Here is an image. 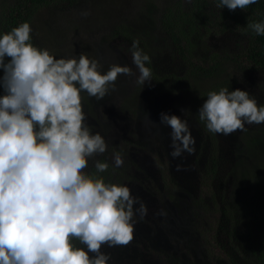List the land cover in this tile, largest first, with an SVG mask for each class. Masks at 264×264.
Returning <instances> with one entry per match:
<instances>
[{"label":"clouds","instance_id":"clouds-1","mask_svg":"<svg viewBox=\"0 0 264 264\" xmlns=\"http://www.w3.org/2000/svg\"><path fill=\"white\" fill-rule=\"evenodd\" d=\"M257 2L219 0L216 7L245 10ZM247 28L264 35V21H248ZM31 32L23 22L0 35V264H108L112 257L102 247L127 246L137 217L143 220L148 209L128 186L105 182L99 174L107 162L95 160V171H87L108 145L87 123L83 94L102 100L120 75H135L143 89L152 82L150 57L133 40L139 74L119 64L102 72L98 60L83 53L56 59L30 42ZM197 113L208 132L224 136L264 123V105L227 87L209 91ZM157 125L171 129L172 158L195 153L187 119L163 112L159 124L145 118L146 127ZM113 162L123 166L121 153Z\"/></svg>","mask_w":264,"mask_h":264},{"label":"trees","instance_id":"trees-1","mask_svg":"<svg viewBox=\"0 0 264 264\" xmlns=\"http://www.w3.org/2000/svg\"><path fill=\"white\" fill-rule=\"evenodd\" d=\"M74 1L76 0H0V35L23 22H29L32 26L37 11L42 7L50 8ZM161 3L157 0H138L135 11L118 19L114 18L110 29H105L101 36L100 51L104 57L110 58V65L114 63L130 66L132 42L139 41V47L150 57V63L146 66L152 69V77L162 82L163 88L147 90L144 86L145 89H142V86L136 84L135 75L127 77L132 88L124 90L126 83L120 85L119 89L123 111L133 116L138 111H148L158 98L174 95L171 88L176 87L182 95L193 101V105L188 104L187 118L192 124V131L189 126L192 136L197 127L200 129V134L195 138L199 143L195 144L194 154L184 153V158L182 156L176 159L170 156L171 151H168V155L166 153L165 158H156L155 150H144L140 144L141 151L136 150L135 153H147L153 164L160 169L161 184H154L153 181L146 183L137 177L139 184L158 202L157 212L153 211L158 217L153 220L155 224L151 217L146 220H139L137 217L133 240L127 246L116 247L114 255L110 254L112 259L108 264H264V123L243 133L236 134L239 132L236 131L224 136L208 132L197 113L207 98V93L215 90L213 81L219 82L216 91L220 85L225 86V77L230 74L229 68L241 71L255 69L263 73L264 78V35H257L247 28L248 21H264V0H258L245 10L235 11H229L227 7L217 8L219 0H178L165 5ZM229 34L239 35L241 42L235 43L234 48L230 49L219 47L221 38ZM30 37L34 46L43 49L31 33ZM114 41L115 44L112 43ZM166 50L173 51L184 62L182 71L177 72L176 68L159 69L154 64V57ZM120 53V56H115ZM108 69L109 67L104 68L102 72ZM133 72L139 74L137 69ZM261 88L264 93L263 85ZM141 90L144 92L142 99L139 96ZM130 93L134 98L125 103L123 99ZM2 94L0 90V95ZM257 98L264 100V94ZM90 99L93 98L83 94V106L86 107ZM165 99H170V96ZM161 113L160 109L159 116ZM169 130L170 128L162 125L161 133L166 150H169L168 145L171 144H165L168 143L165 142V135L168 134L170 138ZM205 142L208 147L203 144ZM222 144L242 146L239 148L241 153H233L229 159L226 182L217 174ZM116 152L128 157L124 155L131 152V149L128 145H122L112 151ZM126 159L128 158L123 160ZM97 160L103 162L101 157ZM182 162L188 170L197 173L201 188L208 190V197L204 198L200 194L197 198L192 196V205L184 198L188 196L177 195L184 191L191 194L189 190L178 186L179 184L174 185L169 176L170 168L173 166L174 172ZM126 166L125 161L122 168ZM202 166L204 169H199ZM87 171L93 172L95 169L89 167ZM121 172L118 167L109 164L107 171L99 175L105 182L120 184L112 176ZM125 173L126 171L121 173V182L135 179V176ZM215 179L222 185L227 184L226 188L221 187L216 192L212 184ZM138 198L145 205L148 203L143 197ZM177 215L180 216L178 222L175 218ZM222 225L225 227L221 228ZM222 231L229 247L218 239ZM235 236L238 244L232 239Z\"/></svg>","mask_w":264,"mask_h":264},{"label":"rangeland","instance_id":"rangeland-1","mask_svg":"<svg viewBox=\"0 0 264 264\" xmlns=\"http://www.w3.org/2000/svg\"><path fill=\"white\" fill-rule=\"evenodd\" d=\"M157 1L162 2L161 5H165L166 3L178 0ZM137 2L138 0H76L71 3L56 5L50 8L42 7L37 11L35 18L33 19L31 34L32 37L43 47V49H49L51 54H53L56 59L73 57L78 58L79 55L83 53L88 55L90 59H97L98 62L104 66L102 67V69H104L109 67L108 65H110L111 61L109 57L106 58L101 54V36H103L105 33V29H110V26L115 21L114 18L118 19L135 11L138 6V4H136ZM108 9H110L109 12ZM150 9L153 10L151 7ZM85 11L88 13L87 16L82 15V13ZM105 22H107V24ZM221 39L222 40L219 43V47L226 49L234 48L235 43L241 42L239 35L236 36L229 34L228 36L222 37ZM112 43L115 44L116 41ZM199 53L202 54L201 51H199ZM117 55L120 56L121 53L116 54L115 56ZM129 64V67H131L133 71L136 70L133 62H130ZM154 64H156L159 69L164 68L169 70L170 68H176L177 72L182 71L181 69L185 67L184 62L173 51L170 52L169 50L162 51L160 54H157L154 57ZM228 72L230 74L227 78L225 77V79H227L225 81V86L220 85L218 91L223 87L229 88V91H234L236 89L247 91L250 93V95L257 99L258 106L264 105V100H262V98H257L258 95L264 94L261 88L262 85L264 87L263 73L255 69L241 71L240 69L233 70L231 68H229ZM127 77L129 76H118L115 91H110L109 94H107L102 100H94V98L90 99L88 105L86 107L83 106V110L87 114V123L91 126L93 133H100L108 145L106 150L107 154L98 155L93 158V160H90L88 168L94 167V162L98 157H101L103 162L114 165V153H112V151L118 147H122V145H128L131 149V152H127L126 155H124L128 157L122 156L123 159L128 158L124 160V162L126 161L127 166L124 169L122 168L123 166L118 167V169H120L122 172L126 171L125 175L135 176V179L129 180L130 182H121L120 180H122L123 177L121 174L122 172L118 175L116 173L113 174L112 178H114L116 181H119L120 184L128 186L131 189L133 195L137 197H143V199L148 200V203L146 204L148 214L144 219L146 220L147 218L151 217V221L153 222L154 218L156 219L158 217L157 215H154L153 212H157L158 202H156L150 196L149 192L143 186H141L138 181L141 179L146 181V183L153 181L154 184H161L162 180L160 177V169L158 166L153 164L152 158L147 155V153L144 154L143 152L142 154H136L135 151H141L140 146L142 145L144 150H155L157 153L156 158H165L166 153L168 155V151H172V149H170L171 147L168 145L169 150H166L163 145L164 137L161 133L162 125H157L156 127H146L145 118L148 116L152 121L159 124L160 116L158 112L160 109L163 113L167 114H172L171 112H173L174 114L172 115H177L181 118L187 119L188 125L192 131V124L187 118L188 114L184 115L185 113L182 110H185L188 113V104L193 105V101L189 97L182 95L176 87H172L171 92L174 95H169L170 99H165L169 96L158 98L150 110L144 112L142 111L140 113L138 111L135 116L132 114H125V111H123L124 108L121 107V95L119 93V89H121L120 85L123 86L126 83L127 84L123 87L124 90L128 91V89L132 88L130 87L131 82H127ZM222 79L223 78H221V80ZM218 83V81H213L212 86L214 87L215 91ZM162 86V82L156 81L152 77L151 84H146L145 88L147 90L150 88L158 89L163 88ZM132 95L133 94L130 93L123 99V101L125 103L130 102L131 99L134 98ZM139 96L141 99L144 97L143 90L140 91ZM139 96H137V100ZM173 103L175 105H173ZM253 126H257V124L246 125V129L250 130ZM169 131H171V129ZM164 132H168V130H164ZM240 132L243 133L244 131L236 132V134H239ZM199 134L200 129L197 127L193 133V137L196 138ZM165 137V142H168L165 144H170L171 139L168 138V134L165 135ZM201 140L204 141V137L201 136ZM131 143L132 145H130ZM198 143L199 141L196 142V145H198ZM203 144L205 147H208L206 142ZM217 145H215L216 148H218ZM220 147L222 153L220 154V165H218L217 174L219 175V178H222L223 180L225 179L226 182V173L229 159H231L233 153H239V148H242V146L236 144L234 147H232L231 145L226 146L222 144ZM184 157L185 155L183 154V158ZM181 164L183 165V162ZM183 168L184 170L182 171H177L174 169L175 171L173 172L172 166L170 168L172 175L169 172V176H171L172 180L174 181V185L179 184L178 186L185 187L186 190H189V193L191 194H188L186 191L181 194L177 192L175 193H177V195L180 197L181 195H183V197L188 196L190 199L188 197L184 198L192 205V196L197 198L199 196L198 194H200L205 198L208 195V190L204 191V189L201 188L202 186L200 185V179L198 178V175L195 173V171L188 170L186 166H183ZM199 169L203 170L204 168L202 166ZM137 177L139 179H137ZM218 180L215 179L214 182H212L216 192H218L221 187L226 188L227 186L225 183L222 185V183L218 182ZM181 203H183L182 200ZM174 211L177 213L176 209H174ZM175 218L177 222L180 221V216L177 215ZM153 223L155 224L156 222ZM223 227L225 226L222 225L221 228ZM218 239L220 243L228 245L227 237L224 235L223 231L222 234L219 233ZM232 239L237 244L239 243L236 236L232 237ZM115 248L116 247H102V251L108 254L113 253L114 255ZM144 262L147 263L146 260ZM113 263L117 264V262Z\"/></svg>","mask_w":264,"mask_h":264}]
</instances>
